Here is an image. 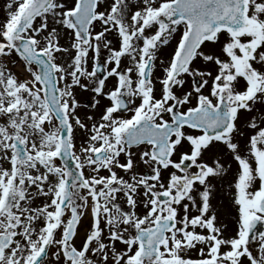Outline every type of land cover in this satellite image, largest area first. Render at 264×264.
<instances>
[{"label": "snow or ice", "instance_id": "obj_1", "mask_svg": "<svg viewBox=\"0 0 264 264\" xmlns=\"http://www.w3.org/2000/svg\"><path fill=\"white\" fill-rule=\"evenodd\" d=\"M0 264H264V0H5Z\"/></svg>", "mask_w": 264, "mask_h": 264}, {"label": "rangeland", "instance_id": "obj_2", "mask_svg": "<svg viewBox=\"0 0 264 264\" xmlns=\"http://www.w3.org/2000/svg\"><path fill=\"white\" fill-rule=\"evenodd\" d=\"M5 0H0V10H2V6L4 4Z\"/></svg>", "mask_w": 264, "mask_h": 264}]
</instances>
